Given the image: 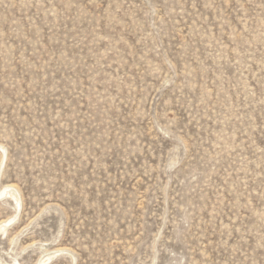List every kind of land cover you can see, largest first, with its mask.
Instances as JSON below:
<instances>
[{
	"label": "rangeland",
	"instance_id": "374dc122",
	"mask_svg": "<svg viewBox=\"0 0 264 264\" xmlns=\"http://www.w3.org/2000/svg\"><path fill=\"white\" fill-rule=\"evenodd\" d=\"M0 264H264V0H0Z\"/></svg>",
	"mask_w": 264,
	"mask_h": 264
},
{
	"label": "bare ground",
	"instance_id": "6f19581e",
	"mask_svg": "<svg viewBox=\"0 0 264 264\" xmlns=\"http://www.w3.org/2000/svg\"><path fill=\"white\" fill-rule=\"evenodd\" d=\"M0 195H11V197H15L18 205L20 204L19 199L16 197V194L14 192H10L9 188H1L0 189ZM6 228H7L6 223L5 224L4 223L0 224V232L1 231H5Z\"/></svg>",
	"mask_w": 264,
	"mask_h": 264
}]
</instances>
